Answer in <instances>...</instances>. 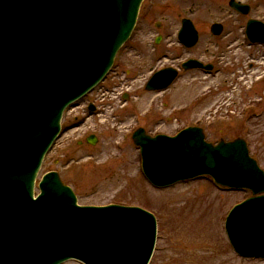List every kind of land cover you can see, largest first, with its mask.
Instances as JSON below:
<instances>
[{
	"label": "water",
	"instance_id": "water-1",
	"mask_svg": "<svg viewBox=\"0 0 264 264\" xmlns=\"http://www.w3.org/2000/svg\"><path fill=\"white\" fill-rule=\"evenodd\" d=\"M143 0H0V264H148L156 220L122 206L79 207L56 173L44 177L34 200L35 179L57 138L64 109L108 73L129 39ZM230 6L248 14L234 0ZM222 27L213 25L220 34ZM248 34L264 42V25L251 21ZM180 42L193 47L198 34L183 20ZM203 67L197 61L185 69ZM211 69V67H206ZM178 72L165 69L147 91L166 90ZM143 170L156 187L202 175L219 185L251 190L255 197L235 207L226 230L240 255L264 258V172L242 139L213 146L203 130L175 137L133 134ZM90 143L94 144L95 140ZM257 196V197H256Z\"/></svg>",
	"mask_w": 264,
	"mask_h": 264
},
{
	"label": "rangeland",
	"instance_id": "rangeland-1",
	"mask_svg": "<svg viewBox=\"0 0 264 264\" xmlns=\"http://www.w3.org/2000/svg\"><path fill=\"white\" fill-rule=\"evenodd\" d=\"M229 1L145 0L109 78L66 111L63 132L43 168L57 171L80 205L114 203L151 211L158 221L151 264H264L239 258L224 231L230 210L252 197L251 192H224L208 178L156 189L143 177L140 153L131 139L139 127L151 136H173L197 126L212 144L244 139L264 171V47L244 41L249 18L264 23V0H237L251 6L248 17L229 8ZM183 18L200 32L191 51L177 39ZM214 23L224 26L222 36L210 34ZM158 36L162 40L156 44ZM189 58L214 64L216 72L192 71L165 92H146L155 72L179 69ZM89 102L100 114L88 113ZM91 135L97 138L94 146L87 143ZM89 156V165L81 164Z\"/></svg>",
	"mask_w": 264,
	"mask_h": 264
},
{
	"label": "flooded vegetation",
	"instance_id": "flooded-vegetation-1",
	"mask_svg": "<svg viewBox=\"0 0 264 264\" xmlns=\"http://www.w3.org/2000/svg\"><path fill=\"white\" fill-rule=\"evenodd\" d=\"M251 10H252V9H251ZM245 17H248V16H245ZM249 19H250V18H249ZM249 19H248V20H249ZM223 28H224V27H223ZM224 30H225V28L223 29V32H224ZM223 32H222V33H223ZM263 47H264V46H263ZM185 50H187V51H191L192 49H185ZM180 66H181V65H180ZM213 67H214V66H213ZM250 68H253V65H250ZM185 73H187V72H182V73H181V76H183ZM180 78H181V77H180Z\"/></svg>",
	"mask_w": 264,
	"mask_h": 264
}]
</instances>
